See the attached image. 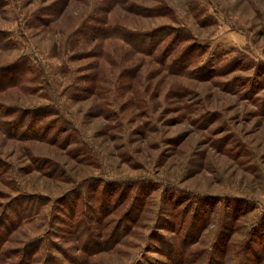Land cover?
<instances>
[{"label": "rangeland", "instance_id": "rangeland-1", "mask_svg": "<svg viewBox=\"0 0 264 264\" xmlns=\"http://www.w3.org/2000/svg\"><path fill=\"white\" fill-rule=\"evenodd\" d=\"M0 252L264 264V0H0Z\"/></svg>", "mask_w": 264, "mask_h": 264}, {"label": "trees", "instance_id": "trees-1", "mask_svg": "<svg viewBox=\"0 0 264 264\" xmlns=\"http://www.w3.org/2000/svg\"><path fill=\"white\" fill-rule=\"evenodd\" d=\"M104 34H106V36L108 35V36H111V33H109V32H103ZM115 38H117L118 36L119 37H121L122 35H120V34H115V35H113ZM160 36H162L161 38H156V39H153L155 42L153 43V49H154V47H156V46H162L163 45V47H165V50H164V53H163V60L162 61H164V64H166V62H167V56L168 55H170L172 52H173V48H172V51H171V44L173 45L174 44V42H172V40H169V41H166L164 38H163V33H160ZM168 36V35H167ZM146 36H143V38H145ZM150 38L151 37H148V41L150 40ZM168 39V38H167ZM163 40V41H162ZM162 41V42H161ZM161 42V43H160ZM168 42V43H167ZM172 42V43H171ZM164 44H167V45H165L164 46ZM155 54H156V52H154L152 55H153V57H155ZM171 58V57H170ZM169 58V59H170ZM40 202H42V200H40ZM194 226V225H193ZM193 226H191V228H190V230H189V233H187V235H186V237H187V239H190V237H192V229H194L193 228ZM118 238H120V235H115V237H114V239H113V243L114 242H117V243H119L120 242V239H118ZM160 239H159V241L161 242V245L165 248V251H162L161 252V255H165V256H168L169 255V252H171L170 250H171V247H170V243H166L165 242V240H164V238L163 237H159ZM45 242L43 241V240H41V239H38L34 244H32L30 247H33V250H31V253H29V256H31V258L33 259V256L35 255V252H37L39 249H40V247L41 246H43V244H44ZM196 241L195 242H193V243H188V244H185V246H182L181 247V250H180V252H181V255H182V253L183 252H186V250L189 248V247H193V246H195L196 245ZM91 245V243H89L88 244V247ZM113 245V244H112ZM188 245V247H186ZM186 247V248H185ZM172 250H173V248H172ZM172 255V253H170V255L169 256H171ZM179 253H177V251H175V258L178 260V259H180V256H181ZM4 256H5V253L4 252H0V261L4 258ZM24 259H25V257L22 259V261L24 262ZM40 261L42 262L41 264H62L56 257H54V256H52V255H50V254H43V256L42 255H40ZM226 262V261H225ZM26 264H30V259H29V262H28V260H27V262H25ZM210 263H211V261H210Z\"/></svg>", "mask_w": 264, "mask_h": 264}]
</instances>
